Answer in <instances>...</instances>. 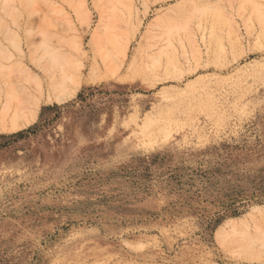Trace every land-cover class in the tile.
Returning a JSON list of instances; mask_svg holds the SVG:
<instances>
[{"label": "rangeland", "instance_id": "rangeland-1", "mask_svg": "<svg viewBox=\"0 0 264 264\" xmlns=\"http://www.w3.org/2000/svg\"><path fill=\"white\" fill-rule=\"evenodd\" d=\"M0 264H264V0H0Z\"/></svg>", "mask_w": 264, "mask_h": 264}, {"label": "bare ground", "instance_id": "bare-ground-1", "mask_svg": "<svg viewBox=\"0 0 264 264\" xmlns=\"http://www.w3.org/2000/svg\"><path fill=\"white\" fill-rule=\"evenodd\" d=\"M68 94H69L68 90H63V91H62L61 93H59L58 96L56 97V98H57V101H62V100H64L65 97H67ZM22 107H23V106H22ZM33 116H35V114H34ZM22 125H23V123H20V122H18V121H16V120H13V121L11 122V127H12L13 129H17V128L21 127ZM8 128H9V127H8ZM5 129H6V128H5ZM260 212H262V211H260ZM241 223H244V222H241ZM232 229L235 231V230H236V227L233 226Z\"/></svg>", "mask_w": 264, "mask_h": 264}]
</instances>
